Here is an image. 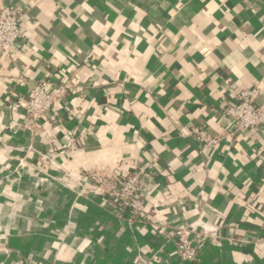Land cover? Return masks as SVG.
I'll use <instances>...</instances> for the list:
<instances>
[{
	"label": "crops",
	"instance_id": "0c3cea01",
	"mask_svg": "<svg viewBox=\"0 0 264 264\" xmlns=\"http://www.w3.org/2000/svg\"><path fill=\"white\" fill-rule=\"evenodd\" d=\"M0 9L25 38L0 61V264H264V132L225 116L244 90L264 104V0ZM41 82L65 95L30 134L22 102ZM99 171L139 175L141 217L106 200ZM178 226L193 261L175 251Z\"/></svg>",
	"mask_w": 264,
	"mask_h": 264
},
{
	"label": "built area",
	"instance_id": "2783aa9c",
	"mask_svg": "<svg viewBox=\"0 0 264 264\" xmlns=\"http://www.w3.org/2000/svg\"><path fill=\"white\" fill-rule=\"evenodd\" d=\"M19 12L11 13L7 9H0V61L10 59L19 47L23 46L24 35L21 31ZM65 87L46 88L41 82L28 93V99L23 103L24 123L23 130L34 134L37 123L49 114L64 97ZM257 91L248 89L238 95L237 104L226 111L235 131L260 129L264 132V104L257 106L255 98ZM193 135L204 147H213L216 141L211 139L205 131L193 130ZM90 180L96 189L107 201L116 203L117 209L129 212L133 217H141L144 213L143 205L139 200L141 179L137 174L116 179L105 171L89 173ZM190 226H178L174 233V246L177 255L184 261H193L196 248L192 245ZM204 234L214 235L215 230L208 229L203 224Z\"/></svg>",
	"mask_w": 264,
	"mask_h": 264
}]
</instances>
